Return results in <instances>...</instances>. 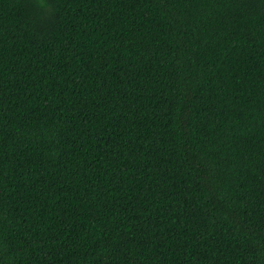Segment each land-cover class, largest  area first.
Wrapping results in <instances>:
<instances>
[{
    "label": "trees",
    "instance_id": "trees-1",
    "mask_svg": "<svg viewBox=\"0 0 264 264\" xmlns=\"http://www.w3.org/2000/svg\"><path fill=\"white\" fill-rule=\"evenodd\" d=\"M0 264H264V0H0Z\"/></svg>",
    "mask_w": 264,
    "mask_h": 264
}]
</instances>
